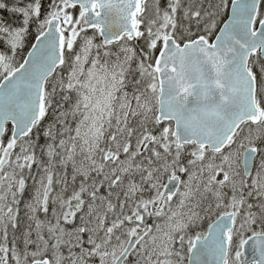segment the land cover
<instances>
[{
  "label": "snow or ice",
  "instance_id": "6c2138e0",
  "mask_svg": "<svg viewBox=\"0 0 264 264\" xmlns=\"http://www.w3.org/2000/svg\"><path fill=\"white\" fill-rule=\"evenodd\" d=\"M0 264H264V0H0Z\"/></svg>",
  "mask_w": 264,
  "mask_h": 264
}]
</instances>
